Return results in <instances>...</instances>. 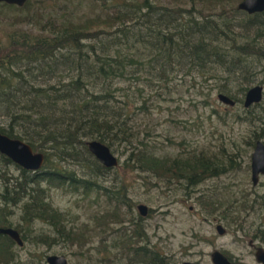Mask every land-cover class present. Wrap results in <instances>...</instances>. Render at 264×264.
<instances>
[{"label": "trees", "instance_id": "16d2710c", "mask_svg": "<svg viewBox=\"0 0 264 264\" xmlns=\"http://www.w3.org/2000/svg\"><path fill=\"white\" fill-rule=\"evenodd\" d=\"M170 1L175 4L110 0L108 7L113 10L104 15L61 21L56 27L49 22L47 29L37 27L39 33L25 29L7 32L8 43H0V132L25 141L45 158L39 171H31L0 153V165L7 168H0V226H12L9 215L19 207L20 219L27 224L48 223L54 237L80 242L81 232L67 227L65 214L48 199L49 190L97 188L96 181L77 176L63 163L68 159L88 160L101 173L107 171L89 156L85 139L109 147L117 140L129 144L134 141L136 132L130 123L133 113L127 102L136 93L142 97L140 81L170 82L171 74L177 76L185 69L183 77L212 80L221 93L232 94V86L236 87V97L257 80L259 67L264 73V11L249 14L237 6L229 7V0ZM0 5L23 10L29 8L30 0L22 6ZM28 13L13 22L40 23L36 18L40 14ZM229 13L234 16L229 17ZM120 82L128 85L122 88ZM123 90L119 98L117 94ZM128 159L161 176L164 171L172 175L170 170L183 169L187 174L180 173L178 178H185L191 185L219 171L214 157L204 152L169 162L134 146ZM11 165L18 174L9 173ZM101 189L108 199L127 204L121 195ZM207 200V207L213 210V203ZM15 228L25 240L21 224ZM26 230L32 231L29 226ZM135 236L140 241L139 229L127 235L128 242ZM49 237L40 233L32 240L45 242ZM14 245L8 235L0 234V264H18ZM151 257L150 264H162L157 253L155 259Z\"/></svg>", "mask_w": 264, "mask_h": 264}, {"label": "rangeland", "instance_id": "374dc122", "mask_svg": "<svg viewBox=\"0 0 264 264\" xmlns=\"http://www.w3.org/2000/svg\"><path fill=\"white\" fill-rule=\"evenodd\" d=\"M157 1L175 4L170 0ZM240 1L229 0V7L237 6ZM109 5L110 0H30L29 8L23 10L0 5V43H8L6 34L12 29L39 33L37 27L47 29L49 22L56 27L61 21L77 22L112 12L113 7ZM27 10L28 14H40L36 16L40 23L13 22ZM231 16L234 15L229 13ZM184 70L177 76L171 74L170 82L152 79L145 84L140 81L142 97H137L136 93V97L127 102L128 110L133 113L130 123L136 132L134 141L129 144L117 140L110 146L119 160L117 166L101 173L88 160L84 163L82 159H68L63 163L77 176L98 184L97 188L86 191L80 187L76 190L51 187L48 193L51 205L65 214L67 227L81 232L80 242L59 235L54 237L55 232L48 223L27 224L20 219V208H13L14 212L9 215L12 226L21 224L26 233L23 246L13 247L18 253V264H48L46 258L52 254L65 256L67 264H145L151 254V259H155V253L162 256V264H168L164 255L171 256L169 260L173 264L180 260L212 264L210 253L214 249L240 256L246 264H256L248 241L255 230H264V175L256 185L252 184L250 155L256 136L264 142V73L259 67L257 80L248 86H263L261 101L246 108L243 105L246 91L235 97L237 89L232 86V94H224L235 103H223L217 97L221 92L216 82L190 75L183 77ZM55 81L53 78L51 82ZM118 85L125 88L128 84L120 82ZM123 92H118L119 98ZM134 146L169 162L204 152L214 157L219 171L226 172L206 176L191 185L185 178H178L180 173L187 174L183 169L170 170L172 175L164 171L161 176L139 167L128 159ZM0 168L7 170L2 165ZM8 171L18 174L14 165ZM101 188L121 195L119 198L126 199L128 205L108 199ZM207 199L218 211L207 207ZM139 204L148 208L144 216L139 213ZM224 213L228 217H224ZM216 223L226 229L223 235L217 233ZM27 226L32 231H27ZM136 229L143 230L144 238L139 241L135 236L128 242L127 235ZM40 233L51 237L45 242L33 241V236ZM140 244L154 251L147 253V261H142L131 249Z\"/></svg>", "mask_w": 264, "mask_h": 264}, {"label": "water", "instance_id": "95a60500", "mask_svg": "<svg viewBox=\"0 0 264 264\" xmlns=\"http://www.w3.org/2000/svg\"><path fill=\"white\" fill-rule=\"evenodd\" d=\"M27 0H0L7 4H13L22 6ZM237 8L245 11L246 13L252 14L256 12L264 11V0H241L237 4ZM263 96V86L260 84L249 87L245 93L243 105L249 107L254 103H259ZM218 99L226 104H234L235 101L224 93H218ZM88 151L106 168L115 167L118 165L119 160L113 154L110 147L105 143L98 140H90L86 142ZM0 153L10 158L12 162L19 165L20 167L31 170L39 171L44 163V154L40 151H34L32 147L25 141L19 138H12L6 134L0 132ZM251 179L255 185L258 180L259 174H264V142L257 140L255 147L251 155ZM138 210L142 215L147 212V206L144 204L138 205ZM220 233V226H217ZM0 234L8 235L14 239L19 245H22V240L16 229L11 227L0 226ZM211 258L214 264H239L230 263L226 256L220 251L215 250L211 254ZM257 258L264 262V250L259 248L257 251ZM48 264H67V260L63 255H48L46 258ZM187 264V263H186Z\"/></svg>", "mask_w": 264, "mask_h": 264}, {"label": "flooded vegetation", "instance_id": "af4514ba", "mask_svg": "<svg viewBox=\"0 0 264 264\" xmlns=\"http://www.w3.org/2000/svg\"><path fill=\"white\" fill-rule=\"evenodd\" d=\"M257 140H259V139H256L255 140V142H254V147H255V143H256V141ZM262 141V140H261ZM254 147H253V149H254ZM253 152V151H252ZM251 155H252V153H251ZM251 155H250V159H251ZM251 161V160H250ZM251 163V162H250ZM222 171H224V172H226V170H221V171H215V176H217L218 175V173H221ZM196 174V173H195ZM251 175H252V173H251ZM262 175H264V174H259L258 175V180H257V183L259 182V179H260V176H262ZM196 177V176H195ZM251 178V177H250ZM251 182H252V179H251ZM199 183V182H198ZM198 183H196V184H198ZM256 183V184H257ZM196 184H194V185H196ZM252 184H253V182H252ZM255 184V185H256ZM254 185V184H253ZM262 205V204H261ZM137 208H138V206H137ZM147 210H148V208H147ZM214 211L215 210H217L218 211V207H215L214 206V209H213ZM140 213V212H139ZM147 213V212H146ZM140 215H142L141 213H140ZM144 216V215H143ZM224 217H228V214H225L224 213ZM217 226H220L221 227V230L223 231L222 233H220L219 232V230H218V228H217ZM2 227H11V228H14V229H16L17 231H18V233H19V236H20V238H21V240H22V245H19L14 239H13V241L15 242V244L17 245V246H23V243H24V240H23V238H22V232L21 231H19L17 228H15L14 226H2ZM215 228H216V231H217V233L219 234V235H223L225 232H226V229L220 224V223H216V226H215ZM141 233H142V237L144 238V236H145V233L143 232V230L142 231H140ZM252 238L254 239H250L249 241H248V245H249V247H250V250H251V254H252V256H253V258H254V261H255V263L256 264H264V262L263 261H260L258 258H257V251H258V249L259 248H262L263 250H264V230H260V229H257V230H255V232L254 233H252ZM12 239V238H11ZM258 240V241H257ZM133 251H135V252H139V253H137L138 254V257H141V258H143V259H145V257H147V253L148 252H152V250H150V248L148 247V246H145V245H138V246H135V247H133V248H131ZM215 250H218V251H220L222 254H224L225 256H226V258H227V260L230 262V263H239V264H246L244 261H243V259L242 258H240V256H234V255H232L231 253H228V252H226L225 250H223V249H221V250H219V249H214L213 251H215ZM212 251V252H213ZM154 252V251H153ZM152 252V253H153ZM212 252L210 253V260H211V263L212 264H214L213 263V261H212V258H211V254H212ZM165 256V255H164ZM163 256V258H166L167 259V261H168V264H173L169 259H170V257H168V256H165L164 257ZM162 257V256H161ZM146 260V259H145ZM147 261V260H146ZM150 261V260H149ZM174 261V260H173ZM176 264H194V262L193 261H188V260H180V261H174ZM147 263V262H146ZM145 263V264H146ZM147 264H149V262L147 263Z\"/></svg>", "mask_w": 264, "mask_h": 264}]
</instances>
